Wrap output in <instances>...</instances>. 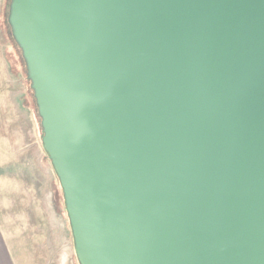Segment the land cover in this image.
<instances>
[{"label": "water", "instance_id": "1", "mask_svg": "<svg viewBox=\"0 0 264 264\" xmlns=\"http://www.w3.org/2000/svg\"><path fill=\"white\" fill-rule=\"evenodd\" d=\"M79 264H264V0H11Z\"/></svg>", "mask_w": 264, "mask_h": 264}, {"label": "rangeland", "instance_id": "2", "mask_svg": "<svg viewBox=\"0 0 264 264\" xmlns=\"http://www.w3.org/2000/svg\"><path fill=\"white\" fill-rule=\"evenodd\" d=\"M8 4L9 0H0V80L1 60L10 65L6 64L8 91L4 97L8 110L1 109L5 116H0V207L7 209L12 242L20 241L19 248L40 253L52 264H79L63 190L42 145L41 119L27 66L9 32ZM10 67L16 72H10ZM61 253L69 258L66 254L62 258Z\"/></svg>", "mask_w": 264, "mask_h": 264}, {"label": "crops", "instance_id": "3", "mask_svg": "<svg viewBox=\"0 0 264 264\" xmlns=\"http://www.w3.org/2000/svg\"><path fill=\"white\" fill-rule=\"evenodd\" d=\"M1 48V46H0ZM2 62V79L0 80L2 87L0 89L2 94V97H0V111L1 109L4 110L7 108V101L4 97H6V93L8 91L7 88V68H8V62L6 63L5 60H1ZM8 64V65H6ZM10 66V65H9ZM13 69V70H12ZM16 72L15 68L10 67V72ZM19 72V70H17ZM11 77V76H10ZM14 77H16L14 75ZM24 77L26 80V73L24 72ZM12 78V77H11ZM18 79V78H17ZM19 87V84H18ZM8 110V109H6ZM9 115V113H8ZM0 116H5V112L1 111ZM2 119V123L4 121V118ZM4 202V201H3ZM7 206V205H6ZM6 211V212H5ZM7 209L5 207H0V264H52V260H48L45 257H41L42 254L36 253L35 251L32 253L30 250H22L19 248V243L18 242H12V237H11V232L10 229L12 225H10V220L9 215L6 214ZM72 247L74 248L73 245V239L71 241ZM30 252V253H29ZM66 254V253H65ZM64 253H61L62 258L66 259ZM69 258V255H67V259ZM39 262H36L38 261ZM46 260V263H45ZM48 260V261H47ZM68 262V261H67Z\"/></svg>", "mask_w": 264, "mask_h": 264}, {"label": "trees", "instance_id": "4", "mask_svg": "<svg viewBox=\"0 0 264 264\" xmlns=\"http://www.w3.org/2000/svg\"><path fill=\"white\" fill-rule=\"evenodd\" d=\"M10 2H11V0H9V4H8V14H7V23H8V28H9V32H11V36L14 38V36H13V33H12V29H11V25H10V23H9V19H8V17H9V9H10ZM15 39V38H14ZM16 41V40H15ZM18 44V43H17ZM21 52H22V50H21ZM25 62V61H24ZM27 71V70H26ZM27 73V72H26ZM27 77H28V74H27ZM29 78V77H28ZM30 80V79H29ZM33 91V90H32ZM33 94H34V91H33ZM35 97V96H34ZM35 100H36V98H35ZM38 109V108H37ZM44 151H45V149H44ZM46 152V151H45ZM46 154V156L48 157V155H47V153H45ZM48 159H49V157H48ZM50 160V159H49ZM50 162H51V160H50ZM51 165H52V163H51ZM52 167H53V165H52ZM54 169V168H53ZM54 172H55V170H54ZM55 174H56V176H57V178H58V175H57V173L55 172ZM58 180H59V178H58ZM60 182V181H59ZM65 210H66V207H65ZM67 212V211H66ZM67 216H68V214H67ZM68 220H69V217H68ZM69 227H70V229H71V226H70V221H69ZM71 237H72V239H73V236H72V230H71ZM73 245H74V242H73ZM75 251V250H74ZM76 254V253H75Z\"/></svg>", "mask_w": 264, "mask_h": 264}]
</instances>
